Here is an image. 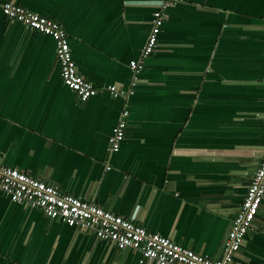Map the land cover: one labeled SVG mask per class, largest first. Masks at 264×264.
Returning a JSON list of instances; mask_svg holds the SVG:
<instances>
[{
    "label": "crops",
    "instance_id": "0c3cea01",
    "mask_svg": "<svg viewBox=\"0 0 264 264\" xmlns=\"http://www.w3.org/2000/svg\"><path fill=\"white\" fill-rule=\"evenodd\" d=\"M13 1L67 30L79 72L99 92L80 101L61 77L53 37L0 8V161L223 257L264 158V0H173L127 100L107 88L129 85L159 0ZM125 107L126 137L111 152ZM140 258L0 192V264ZM232 264H264V200Z\"/></svg>",
    "mask_w": 264,
    "mask_h": 264
},
{
    "label": "built area",
    "instance_id": "2783aa9c",
    "mask_svg": "<svg viewBox=\"0 0 264 264\" xmlns=\"http://www.w3.org/2000/svg\"><path fill=\"white\" fill-rule=\"evenodd\" d=\"M172 2L173 0L156 1L158 9L154 12L152 29L142 48L141 56L130 62L132 77L129 85H110L107 88L113 98L127 100L134 95L145 62L159 45V34L166 20V9ZM0 8L9 19L22 22L33 30L53 37L61 77L80 101H87L98 94L99 89L95 84L79 72L69 34L59 22L13 0H0ZM129 115L130 110L125 107L109 137L111 152L121 149L126 137ZM0 192L7 194L14 202L27 203L42 209L51 219H59L70 226L91 230L100 239L110 241L120 249L138 250L141 253V264H232L247 232L253 228L264 200V158L256 169L246 198L232 221L224 241V255L219 259L198 253L159 233L150 232L137 221L136 216L126 217L106 210L96 201L64 192L58 186L20 168L4 165L1 161Z\"/></svg>",
    "mask_w": 264,
    "mask_h": 264
}]
</instances>
